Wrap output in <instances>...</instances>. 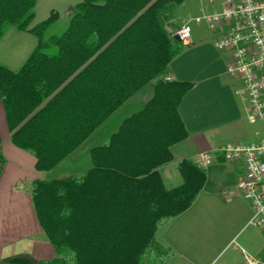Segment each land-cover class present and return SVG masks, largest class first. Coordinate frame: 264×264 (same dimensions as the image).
I'll list each match as a JSON object with an SVG mask.
<instances>
[{
	"label": "trees",
	"instance_id": "trees-1",
	"mask_svg": "<svg viewBox=\"0 0 264 264\" xmlns=\"http://www.w3.org/2000/svg\"><path fill=\"white\" fill-rule=\"evenodd\" d=\"M185 1L81 0L64 31L43 39L47 20L29 27L36 0H0V38L8 25L38 36L18 70L0 64L11 141L34 155L37 170L51 169L126 99L153 86L152 97L91 148L84 174L32 181L36 216L56 251L38 264H167L175 257L155 232L192 205L206 179L191 159L178 162L175 187L165 188L158 171L172 158L170 146L187 136L178 107L192 83L169 77L185 46L174 38Z\"/></svg>",
	"mask_w": 264,
	"mask_h": 264
},
{
	"label": "crops",
	"instance_id": "crops-1",
	"mask_svg": "<svg viewBox=\"0 0 264 264\" xmlns=\"http://www.w3.org/2000/svg\"><path fill=\"white\" fill-rule=\"evenodd\" d=\"M208 38L210 37L202 35L198 39L199 42L191 49L198 50L203 45H208L211 42ZM211 38L213 40V34ZM190 42H192L191 36ZM189 49L183 50L169 64L171 79L189 81L192 86L185 93L178 107L187 136L170 146L171 160L158 167L163 186L167 189L181 183V175L177 170L180 160L195 161L200 152L215 150L226 142L245 144L244 142L251 137L247 104L233 91L239 83L226 72L228 54L220 52L223 55L225 69L220 73L211 72L202 76L200 72L206 73L209 68L211 71V67L205 65L200 71L191 57L187 56L183 59L186 55L184 53H188ZM0 64L8 67L3 63ZM21 65L17 68H8L18 70ZM152 95V83H147L126 99L73 152L48 170H37L34 155L13 144L4 105L0 101V264H31L23 260L12 261L16 260V256L23 254L34 258L37 264L56 256L55 248L44 236L33 207L32 181L84 174L92 166L91 148L102 143L118 128L123 119L138 110ZM203 168L206 171V179L195 201L155 232V239L171 248L175 252V258L208 255L210 243L208 240L205 243L200 241L202 243L195 245L198 237L195 235L197 225L195 216L199 215V209L194 208L207 183L213 180L214 186L217 187L232 184L240 192L237 183L244 171L242 162L225 161L219 154H214L212 162ZM247 208L248 222L252 213L249 203ZM160 231L162 234L159 238ZM242 242L247 251L242 249L246 253L234 256L232 264H244L246 255L254 259L262 258L264 241L247 235ZM174 259L168 264L175 261Z\"/></svg>",
	"mask_w": 264,
	"mask_h": 264
},
{
	"label": "rangeland",
	"instance_id": "rangeland-1",
	"mask_svg": "<svg viewBox=\"0 0 264 264\" xmlns=\"http://www.w3.org/2000/svg\"><path fill=\"white\" fill-rule=\"evenodd\" d=\"M79 1L81 0H36L34 17L29 27L47 20L40 30V36L44 39L50 35L60 34L67 27L73 7ZM220 1L214 0V3L218 5ZM211 10L212 5L207 0H186L176 9V21L179 26L185 22H189L191 26L192 42L185 43L183 49L190 48V51L184 53L186 55L183 59L187 56L191 57L197 63L200 71L205 68V65L211 67V71L209 68L206 73L200 72L202 76L211 72L220 73L225 69L223 55L213 45L212 33L205 21L197 23L193 20L194 17ZM202 35L210 37L208 39L211 42L198 50L191 49L199 42L198 39ZM37 40L38 36L29 31H17L13 26H6L5 33L0 38V63L11 68L19 67L36 46ZM248 127L251 137L244 143L259 141L264 137V124L249 123ZM256 131H260V136L255 134ZM212 181L207 183L194 205V208L199 209V215L195 216L197 219L195 235L198 236L195 245L200 241L205 243L208 240L210 242L208 255L206 257L196 255V258L188 256L185 259L174 257V263L170 264H232L234 256L246 253L242 249L247 251L242 242L245 236H254L256 239L264 241V233L255 227L246 225L248 202L243 195L232 184L217 187ZM161 234L160 231L159 238ZM261 257L264 259V254Z\"/></svg>",
	"mask_w": 264,
	"mask_h": 264
},
{
	"label": "built area",
	"instance_id": "built-area-1",
	"mask_svg": "<svg viewBox=\"0 0 264 264\" xmlns=\"http://www.w3.org/2000/svg\"><path fill=\"white\" fill-rule=\"evenodd\" d=\"M207 1L212 10L193 20H204L213 34V45L228 54L226 72L239 83L233 91L247 104L248 122L264 124V0H221L218 5ZM175 34L189 43V22L180 25ZM255 134L260 136V131ZM214 154L225 161L242 162L244 171L237 187L252 210L246 225L264 233V137L245 144L223 143L215 150L200 152L195 161L205 167ZM244 264H264V259L246 255Z\"/></svg>",
	"mask_w": 264,
	"mask_h": 264
},
{
	"label": "water",
	"instance_id": "water-1",
	"mask_svg": "<svg viewBox=\"0 0 264 264\" xmlns=\"http://www.w3.org/2000/svg\"><path fill=\"white\" fill-rule=\"evenodd\" d=\"M174 38L179 40V37L176 34L174 35ZM15 259L16 260L27 261V262H29L31 264H37V261L34 258H32L31 256H29V255H24V254L23 255H19V256H16Z\"/></svg>",
	"mask_w": 264,
	"mask_h": 264
}]
</instances>
